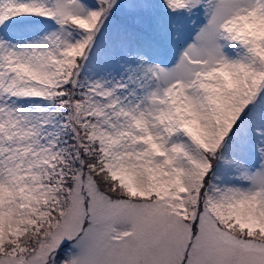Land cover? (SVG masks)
<instances>
[{
	"label": "snow or ice",
	"instance_id": "6c2138e0",
	"mask_svg": "<svg viewBox=\"0 0 264 264\" xmlns=\"http://www.w3.org/2000/svg\"><path fill=\"white\" fill-rule=\"evenodd\" d=\"M0 264H264V0H0Z\"/></svg>",
	"mask_w": 264,
	"mask_h": 264
}]
</instances>
